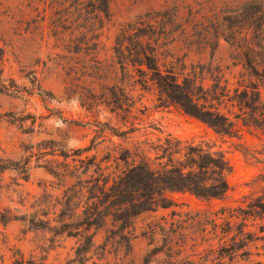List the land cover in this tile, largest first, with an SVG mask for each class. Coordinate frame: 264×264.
I'll use <instances>...</instances> for the list:
<instances>
[{"label": "rangeland", "instance_id": "374dc122", "mask_svg": "<svg viewBox=\"0 0 264 264\" xmlns=\"http://www.w3.org/2000/svg\"><path fill=\"white\" fill-rule=\"evenodd\" d=\"M245 1L110 0L101 11L97 0H0V264H58L74 256L77 237L41 226L49 224L47 218L57 223L58 200L76 181L69 174L80 166V156L96 153L114 170L140 154H164V142L176 138L221 151L230 188L214 200L167 191L168 207L136 218L134 252L125 261L144 264L153 244L141 233L152 221L184 225L188 241L182 255L194 264H264V216L247 215L244 228L254 239L239 242L236 253L237 243L220 240L230 209L248 207L244 200H264V29L255 34L245 12H232ZM123 32L150 41L164 72L190 87L202 84L203 90H194L196 99L216 125L186 111L151 79L143 80L146 73L132 61L124 69L115 55ZM118 78L130 92L127 109L116 106L118 92L115 104L99 98L83 105L82 96ZM198 211L211 218L206 231L186 219L187 212ZM35 214L45 221L33 219ZM212 218L220 225L218 235ZM230 218L234 228L242 225L241 216ZM105 234L106 227L97 230L96 245ZM156 242L162 244L161 233ZM109 261L123 260L95 254L86 264Z\"/></svg>", "mask_w": 264, "mask_h": 264}, {"label": "trees", "instance_id": "16d2710c", "mask_svg": "<svg viewBox=\"0 0 264 264\" xmlns=\"http://www.w3.org/2000/svg\"><path fill=\"white\" fill-rule=\"evenodd\" d=\"M98 1L99 9L106 11L105 7H108L110 0ZM232 12L235 14L245 12L247 15L245 23L247 27L253 28L255 34L264 29V0H246L243 3L240 2L239 5L237 3L233 6ZM133 34L132 32H123L117 41L115 55L122 67L127 68L129 61H132L139 70L146 73L143 80L151 79L153 83L158 84L162 93L172 101L179 102L186 111L216 125L204 114L210 110L200 109V103L196 99L198 94L194 91L195 88L199 87L203 90L204 86L194 82L190 87L181 82L179 76L174 72H164L151 42L140 38L142 37L140 34L136 36ZM257 44L261 45V42H257ZM249 48H253L252 42H250ZM94 59L97 60L98 57ZM119 79L122 80V78H118L111 85L101 82L102 90L100 92L92 91L90 96L80 98L83 105L91 106L99 98L108 104H112V102L115 104L113 93L117 94L118 92L116 106L124 110L127 109L130 92L124 83H119ZM33 84L35 83L33 82ZM38 89L43 91L41 84H38ZM128 110H131V106ZM102 129L105 130L106 126L103 125ZM111 129L114 133L121 135L118 133L119 130L113 126ZM162 147L165 151L164 154H157L155 158H152L148 153L140 154V158H133L132 163L114 170L109 169V164L104 165L99 161L96 153L87 154L85 157L80 156V166L76 165L75 171L69 174L76 177V181L65 188L62 197L58 200L61 206L59 213L54 218L57 223L52 224V219L47 218L49 224L41 226L47 227L54 235L67 234L78 238L74 256L65 263L58 264H86L95 254L103 258L108 257L111 253L116 258L120 257L123 260L114 264H127L128 261H125V258L133 254L134 238L138 236L135 233L136 218L143 212L157 211L159 207H168L170 204L165 201L168 199L167 191H189L198 198L206 200L226 196L230 183L225 177V171L229 164L221 151L208 152L202 146L177 138L174 142L165 141ZM88 149H90L89 146L82 148L80 153ZM176 154L180 155L176 156ZM166 155L168 156L166 160L161 159ZM115 157L125 160V157L120 155ZM157 158L161 160L156 161ZM126 160L128 159L126 158ZM244 201H247L248 207L240 205L238 212L230 209L224 220L226 225L220 226L216 219L212 218V223L215 226L214 232L217 235L219 234L218 227H221V243L228 239L237 243L233 249L235 253L239 249L238 247L249 243L250 230L244 228L247 215L264 216V206L262 205L264 200L260 201V204ZM176 211L173 209V214H176ZM186 214L188 215L186 219L192 221L191 226L197 222L201 231H206L207 226L204 225L211 221L206 212L198 211L195 214L187 212ZM203 214H205L204 217H202ZM239 216L242 217V225L239 226L238 223L234 228L230 217ZM32 218L45 221L37 214ZM109 221L112 223L111 226L108 225ZM174 223L172 222L167 227L166 224L150 221L148 228L142 231L141 234L149 238V244H153L144 255V264L195 263L189 258V255H182L188 241V234L183 230L184 225L180 223L176 227ZM35 224L38 225L39 222H35ZM102 227H106L105 238L103 243L96 245L94 236L97 230ZM234 229L236 230L232 234ZM158 233L163 235L162 244L156 242ZM241 241L243 244L238 246ZM22 262L23 260L19 263ZM108 263L110 264V261ZM30 264H37V262L34 261ZM128 264H133V261Z\"/></svg>", "mask_w": 264, "mask_h": 264}]
</instances>
